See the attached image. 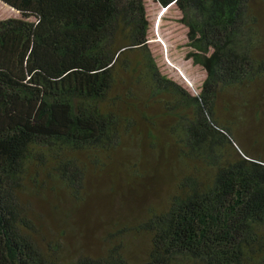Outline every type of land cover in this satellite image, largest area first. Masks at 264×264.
<instances>
[{"label":"trees","instance_id":"1","mask_svg":"<svg viewBox=\"0 0 264 264\" xmlns=\"http://www.w3.org/2000/svg\"><path fill=\"white\" fill-rule=\"evenodd\" d=\"M260 2L0 0V264H264ZM131 144L165 193L99 209L91 173L114 194L143 177L117 158ZM60 193L94 205L89 236Z\"/></svg>","mask_w":264,"mask_h":264},{"label":"rangeland","instance_id":"2","mask_svg":"<svg viewBox=\"0 0 264 264\" xmlns=\"http://www.w3.org/2000/svg\"><path fill=\"white\" fill-rule=\"evenodd\" d=\"M257 1L260 2V0ZM260 3V6L264 11V2ZM162 30V35L165 34L164 36L166 40H169V47L171 48L170 51H176L178 47L177 45L181 42V31L177 30L175 24L171 22H168L166 25L164 24ZM152 50L155 53L159 68L163 72L167 70L170 71V67L166 64L164 57L160 56L161 48L156 42H153ZM239 141L242 143V145H244L241 140ZM124 145H126L125 141ZM133 146L134 145L131 144L129 146H125L128 148L122 147L117 151V158L121 159V161L124 163L128 162L129 164H135L137 161H140L142 166L145 162L143 156H149V152H146L144 149L138 150L136 147L132 150H129ZM141 156L142 158H139ZM154 168L155 166L153 164H145V166L141 169V171H144V173H142L143 177L134 183L136 191L132 188L127 189L126 186H123L122 179V181H120L121 185L119 184L118 187H116L115 194L114 192L109 193L108 191V188L111 186L109 182V172H103L99 176L92 175L91 173L88 180V192L93 195L94 191L96 194L98 200L101 202L99 209L102 208V204L104 205V203L107 200L109 201L113 196L115 199V204L113 205L112 213H116L117 215L137 214L140 212L143 206L157 202L165 193L167 181L163 174V169L160 167V165L158 168ZM151 170L154 172H150ZM105 190H107V193L105 197H103V192H105ZM60 194L62 195L59 196V203L56 202L57 207L64 211H70L71 218L73 215L74 220L77 219L80 223L79 233L82 236H89L93 232L89 227L92 223H94V219L91 217V215H88V218L90 219L87 220V217L84 213L90 211V208L95 209L94 205H90L91 202L88 201L89 203H86L85 206H81L80 209H76L77 211H75V208L70 206V200L66 197V195L63 193ZM69 222L72 223L73 221L69 220ZM88 224L90 225L88 226Z\"/></svg>","mask_w":264,"mask_h":264}]
</instances>
